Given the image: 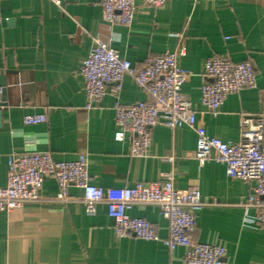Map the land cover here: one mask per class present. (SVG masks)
<instances>
[{"label":"crops","instance_id":"1","mask_svg":"<svg viewBox=\"0 0 264 264\" xmlns=\"http://www.w3.org/2000/svg\"><path fill=\"white\" fill-rule=\"evenodd\" d=\"M138 4L134 21L125 25L103 20L102 0H64V9L51 0H0V76L6 82L0 95V185L7 184L10 155L21 151H47L58 161L85 154L92 181L101 187L164 181L173 173L179 189L204 201L193 239L222 245L224 264H264V226L256 220L258 209L244 205L251 183L229 176L215 159L200 163L194 157L197 133L186 125H156L147 153L133 155L130 137L116 138L117 99L108 94L88 109L79 72L97 38L137 68L150 56L184 49L180 65L191 76L183 92L196 105L197 123L210 136L237 141L241 116L264 111V0ZM212 56L250 61L257 78L255 88L228 95L218 115L200 100L204 62ZM143 99L145 91L125 76L119 100ZM34 114L47 121L26 124V115ZM60 192L48 178L41 189L45 199L0 212V264H185L184 247L169 249L163 241L168 222L156 205H134L129 213L150 221L160 239L118 238L106 204L88 213L82 188L71 185L65 199H54Z\"/></svg>","mask_w":264,"mask_h":264},{"label":"built area","instance_id":"2","mask_svg":"<svg viewBox=\"0 0 264 264\" xmlns=\"http://www.w3.org/2000/svg\"><path fill=\"white\" fill-rule=\"evenodd\" d=\"M51 1L64 9V0ZM168 1L141 0V4L162 8ZM102 5L106 23L125 25L134 21L139 7L138 0H102ZM183 54L184 49L166 51L148 57L145 66L137 68L109 43L95 39L79 69L85 82L86 107H96L108 94L114 96L117 99L114 105L116 138L122 141L128 135L135 156L147 153L151 131L158 124L172 129L184 125L194 129L198 136L194 157L202 164L209 159L220 161L226 165L229 176L250 182L252 191L244 205L258 209L256 220L264 226V111L241 116L237 141H223L208 135L205 127L197 123L195 103L183 92V85L191 76V72L180 65ZM127 75L145 91L146 99L131 104L119 100L122 81ZM204 76L207 80L202 84L200 100L213 115L220 113L228 95L257 86L256 70L250 61L233 62L226 57L212 56L204 62ZM2 93L0 89V95ZM3 107L0 100V109ZM45 121L44 114L25 117L26 124ZM48 178H54L61 190L54 199H65L67 188L74 185L83 189L88 213H94L97 204H106L118 238L160 239L150 221L129 213L134 205L153 204L168 222L169 233L164 243L169 249L184 247L185 264L225 263L226 250L222 245L193 239L197 212L204 201L196 193L179 189L173 173L166 174L164 181L101 187L92 181L85 154L73 161H58L47 151L13 152L8 161L7 184L0 185V212L45 199L41 189Z\"/></svg>","mask_w":264,"mask_h":264},{"label":"water","instance_id":"3","mask_svg":"<svg viewBox=\"0 0 264 264\" xmlns=\"http://www.w3.org/2000/svg\"><path fill=\"white\" fill-rule=\"evenodd\" d=\"M5 85H6V82H5V79L4 77H1L0 76V86L4 87L2 90H3V93L5 91Z\"/></svg>","mask_w":264,"mask_h":264}]
</instances>
